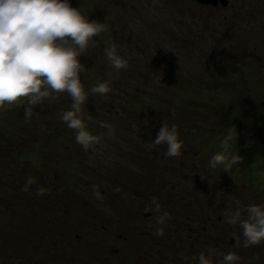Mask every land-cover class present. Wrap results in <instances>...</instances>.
Here are the masks:
<instances>
[{
    "label": "rangeland",
    "instance_id": "rangeland-1",
    "mask_svg": "<svg viewBox=\"0 0 264 264\" xmlns=\"http://www.w3.org/2000/svg\"><path fill=\"white\" fill-rule=\"evenodd\" d=\"M90 9L95 20L116 28L114 44L127 68L119 75L112 68L111 75L113 87H122L113 106H83L93 125L88 130L99 138L92 149L73 143L68 155L53 152L46 162L9 157L22 169L20 186L28 177L36 182L29 196L17 188L12 208L0 218V264H154L140 253V243L156 227H163L161 240L169 245L162 264H197L199 253L209 249L213 264L218 253L228 252L242 264H264V242L237 247L234 237L242 243V229L225 217L229 209L246 217L245 206L264 205V0H228L225 7L195 0H96ZM57 103L35 110L49 116L47 126L69 109ZM119 105H125V117L154 108V122L139 126V133L129 130L116 113ZM197 120L205 122V137L188 125ZM163 123L177 127L179 157H165L166 145L148 147L156 139L148 127L157 135ZM228 133L237 137L229 152L242 157L229 173L211 169L205 151L209 142L222 149ZM38 187L46 189L44 196L35 195ZM153 200L172 217L165 226L145 211Z\"/></svg>",
    "mask_w": 264,
    "mask_h": 264
},
{
    "label": "clouds",
    "instance_id": "clouds-1",
    "mask_svg": "<svg viewBox=\"0 0 264 264\" xmlns=\"http://www.w3.org/2000/svg\"><path fill=\"white\" fill-rule=\"evenodd\" d=\"M106 30L105 23L86 18L79 8L73 7L70 0H0V107L14 104L21 98H27L24 105V117L31 121L34 109L45 103L52 104L58 100V95L67 93L72 103L68 110L59 113V120L69 129L75 131V141L85 151L92 149L99 142L87 128L86 121L90 116L84 115V105L89 97L104 96L110 91L108 82L99 83L85 90L80 74L86 71V64L79 59L88 55L90 42ZM104 54L110 67L116 71L127 68V62L118 52L115 44L104 49ZM101 127L109 128L101 122ZM234 137L228 133L221 143L223 151L213 154L209 167L230 172L238 165L242 157L229 152L230 141ZM166 145L165 157H179L182 141L179 139L175 124L168 126L163 123L156 139L148 147L156 148ZM36 181L32 177L26 179L22 191L27 192ZM96 198L101 199L97 186L92 187ZM114 191L119 192V187ZM46 189L38 187L36 196H44ZM154 207L145 211H153L156 224L165 226L172 217L167 211H162L155 200ZM241 210H227L226 222L242 229L243 241L234 237L237 247L248 248L264 242V205L250 204ZM163 227H156L153 235L164 236ZM220 259L215 264H242L241 257L235 252L218 253ZM197 264H213V250L207 255L199 253Z\"/></svg>",
    "mask_w": 264,
    "mask_h": 264
},
{
    "label": "trees",
    "instance_id": "trees-1",
    "mask_svg": "<svg viewBox=\"0 0 264 264\" xmlns=\"http://www.w3.org/2000/svg\"><path fill=\"white\" fill-rule=\"evenodd\" d=\"M94 1L96 0H72L71 5L73 7L79 8L81 13L86 18L90 19L87 16L93 15V10L90 9V5H92ZM90 20H95V19L91 16ZM106 25H107L106 30L101 34H99L98 36L94 37L91 43L89 44L88 55H85L86 59L84 60L82 55L79 57L80 61L86 64V71L80 74L81 82L83 83L86 91H88L91 88L89 84L95 86L96 85L95 82H97L98 84L103 82H108L110 87V91L104 96H100V95H96L94 97L90 96L89 100L85 104L89 107L91 106L93 107L96 103L104 106L105 105L113 106L112 100L114 99L113 97L116 95L115 92L117 91L118 88L120 89L122 87V83L121 86L113 87V83H115L114 82L115 80L112 81L113 79L111 75L112 67H110L108 60L104 61L106 64H104V62L102 63V60L104 58L105 59L107 58L105 54H101V52L104 53L105 45L107 43H109L110 45L116 43V38H118L117 36L115 38L111 33L116 28L112 26L111 23H107ZM117 52L118 54L120 53L119 50H117ZM99 55L101 56L99 57ZM93 63L96 66H94ZM117 74L118 75L120 74L119 71ZM20 101H21L20 103L16 102L11 105L7 104L5 107H3V110H5L7 113L6 116L2 119L3 121H5V123H1L0 125V135L3 138V139L0 138V170L3 169L5 171V175H0V203H1L0 218L3 221L5 220L4 216L8 214L7 211L10 208H12L8 206H10L9 204L10 200L15 197L16 189L18 188L20 191H22V186L24 185V181L23 184H21V186L19 182L25 179L24 175L21 172L22 169L17 166L15 167L13 163L8 162L9 157L13 158L14 160H18V159L21 160V158L23 159L33 156H39L41 159H43L46 162L49 159H51V155L53 152L58 151L57 154L60 157H64L65 155H68L69 154L68 151L71 150L70 145H72L73 143L76 144L75 136H74L75 131L69 129L66 126V124L62 123L59 120V118L51 119L52 124L47 126V123L49 122V120L47 119L50 118H47L49 116L47 117L43 116L45 118H42L40 114L35 113V110H38V106L34 109V116L31 119V121L26 120L24 117L23 109H24V105L27 103V98H21ZM71 103H72L71 97L68 96L67 93H61L58 95V103H57L58 107L70 108ZM41 108L43 109V106ZM124 109H125V105L122 106L119 105L116 110V113L121 114L123 124H125L127 121L126 124L129 130L134 129L136 133H139V131H141L140 128L138 129L139 126L143 124L144 126H148V125L151 126L150 124L154 122L153 116H151V114H153L155 111L154 108L151 109L150 114H145V112L142 110L141 113H138L136 115H130L129 117L128 114L125 117ZM120 111H123V114ZM42 115L44 114L42 113ZM100 116L104 118L103 113L98 112V117ZM36 118L39 121L38 125ZM41 121H43V124L41 123ZM86 123L88 124L87 128L88 127L92 128L91 127L92 123L90 122H86ZM100 124L101 122L97 123V126L99 127ZM188 125L189 126L191 125L190 127H192L193 129L192 132L194 134L196 135L200 134L203 137H205L204 136V131L206 128L205 122H200L199 120H197L194 121L192 124H188ZM148 128L150 129L152 128V133L154 135L152 137H156L155 134L156 128L155 127H148ZM219 130L222 129L220 128ZM146 131L144 129L143 133ZM55 140H57L59 144L52 143V142H56ZM205 148H206L205 151L207 150L209 156L213 155L211 154V151L213 152L215 151L214 153H217L219 152V150H223L220 149L218 142H214V143L209 142L208 144L205 145ZM59 151L61 153H59ZM84 155L87 156L86 153ZM168 168H171V166H169ZM44 179L47 178L44 177ZM157 179L159 180L160 178ZM59 184L60 183H57V185ZM30 189L31 187H29V190L27 192L22 191L23 195L29 196ZM146 214L147 215L145 216H148V213ZM1 219H0V235L3 236L5 232L2 231L1 223L3 221ZM144 236H146V238L144 242L140 243V245L143 246L141 247L142 251L140 253L152 257L154 264H162L163 263L161 261V259H163L162 254L167 256L165 251L169 250L168 243H164L161 240V237H155V240H153V238L150 239L149 236H154V235L153 233L151 234L147 233V231L144 232Z\"/></svg>",
    "mask_w": 264,
    "mask_h": 264
},
{
    "label": "water",
    "instance_id": "water-1",
    "mask_svg": "<svg viewBox=\"0 0 264 264\" xmlns=\"http://www.w3.org/2000/svg\"><path fill=\"white\" fill-rule=\"evenodd\" d=\"M196 2L203 4V5H210V6H227L228 0H195Z\"/></svg>",
    "mask_w": 264,
    "mask_h": 264
}]
</instances>
